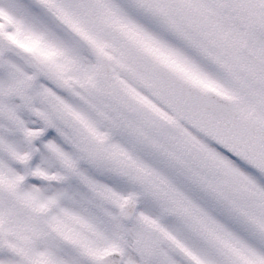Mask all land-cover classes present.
Returning a JSON list of instances; mask_svg holds the SVG:
<instances>
[{"label": "snow or ice", "instance_id": "6c2138e0", "mask_svg": "<svg viewBox=\"0 0 264 264\" xmlns=\"http://www.w3.org/2000/svg\"><path fill=\"white\" fill-rule=\"evenodd\" d=\"M0 264H264V0H0Z\"/></svg>", "mask_w": 264, "mask_h": 264}]
</instances>
